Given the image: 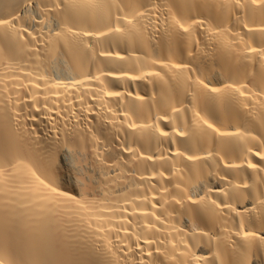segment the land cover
I'll list each match as a JSON object with an SVG mask.
<instances>
[{
    "label": "bare ground",
    "instance_id": "6f19581e",
    "mask_svg": "<svg viewBox=\"0 0 264 264\" xmlns=\"http://www.w3.org/2000/svg\"><path fill=\"white\" fill-rule=\"evenodd\" d=\"M0 264H264V0H0Z\"/></svg>",
    "mask_w": 264,
    "mask_h": 264
}]
</instances>
